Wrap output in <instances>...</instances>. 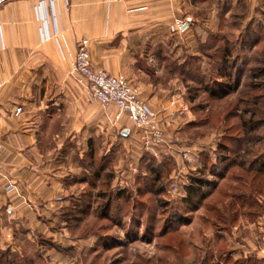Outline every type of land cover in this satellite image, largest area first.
<instances>
[{
    "label": "crops",
    "instance_id": "crops-1",
    "mask_svg": "<svg viewBox=\"0 0 264 264\" xmlns=\"http://www.w3.org/2000/svg\"><path fill=\"white\" fill-rule=\"evenodd\" d=\"M176 19L191 21L188 35L171 34ZM223 34L232 58L262 54L264 0H0V222L84 184L85 161L117 156V134L132 133L114 106L102 108L77 84V42L88 41L93 68L124 76L156 110L173 81L169 73L156 81L165 64L193 58L202 71ZM226 252L251 254L234 242Z\"/></svg>",
    "mask_w": 264,
    "mask_h": 264
},
{
    "label": "rangeland",
    "instance_id": "rangeland-1",
    "mask_svg": "<svg viewBox=\"0 0 264 264\" xmlns=\"http://www.w3.org/2000/svg\"><path fill=\"white\" fill-rule=\"evenodd\" d=\"M191 30L192 26L185 35L175 36H186ZM177 47L172 51L179 52ZM249 57L238 93L249 83V70L264 62V43L262 54L254 52ZM186 61L193 68V62ZM182 62L171 61L169 67L165 64V71L158 69L161 73L156 81L161 85L166 84L164 74L173 79L170 87L164 86L166 92L158 93L167 105L155 110L162 143L145 149L141 133L130 123V137L121 139L117 134V143L112 145L117 156L106 155L105 174L111 178L107 184L90 178L93 186L88 181L71 185L53 203L38 206L36 211L27 209L22 218L4 216L0 222V264H216L226 245L233 242L241 250L251 251L246 257L250 259L246 261L241 252L225 264H264V193L255 199L258 215H240L226 225L206 215L204 207L196 211L182 203L189 176L198 175L204 158L215 161L216 144L226 129L235 125L230 131L234 135L239 131V119L224 120L228 110L223 102H211L193 80L182 77ZM261 93L264 95L263 90ZM246 99L252 103L249 96ZM255 110L264 119L263 106ZM257 134L264 137V126ZM101 158L95 157L96 164ZM76 174V178L82 176ZM204 177L212 180L207 171ZM257 186L262 188V180ZM122 189L131 196L127 202L115 197ZM219 202L218 207L227 200ZM178 219L188 222L178 224ZM217 229L225 230L223 245L217 242Z\"/></svg>",
    "mask_w": 264,
    "mask_h": 264
},
{
    "label": "trees",
    "instance_id": "trees-1",
    "mask_svg": "<svg viewBox=\"0 0 264 264\" xmlns=\"http://www.w3.org/2000/svg\"><path fill=\"white\" fill-rule=\"evenodd\" d=\"M220 40H223L220 42L222 43L221 47L216 46L213 55H211L214 60H208L202 71L198 68L195 69L194 65L192 68L186 61L181 68L186 66L187 69L180 70V73L182 77L193 80L211 102H223L224 108L228 110L224 120L229 122L232 118L239 119V131L236 135L230 131L235 125L226 129L216 144L215 161L212 163L204 158L198 175L189 176L188 182L184 186L185 198L182 203L196 211L204 207L206 215L214 217L216 223L226 225L227 221V223L235 222L240 215L250 218L258 215L255 199L256 196H261L264 193V137L257 134L258 129L264 126V119L257 116L255 110L262 106L264 109V95L261 93V90L264 91V62L260 64L261 67L249 70V83L243 91L238 93L239 81L246 71L250 58L242 59L238 56L232 58L234 48L227 43L226 34H223ZM213 41L216 43L219 40ZM263 41L262 37V44ZM188 60L194 64L193 58ZM234 93H238V96L233 99ZM251 95H253V99ZM244 96H249L252 103L249 102L250 100H245ZM250 107H254V110L252 111ZM246 116L247 120H245ZM87 160L88 166L85 164V167L88 170V179H96L107 184L106 182L111 178L105 174L108 162L106 157H102L98 164L95 162V157H90ZM206 171L212 178L211 181L204 177ZM88 179L85 181L93 186V182ZM155 180L158 181L159 177L156 176ZM261 180L262 188H259L257 182ZM232 183H236V185L234 186ZM126 193V189H122L115 197L127 202L131 196ZM215 194L217 196L213 197ZM220 200H227L224 204L226 207L222 208L224 205L218 207ZM109 202L110 200L103 208L102 215L104 217L108 215ZM187 222L186 220H177V223L182 225ZM215 235L217 242L223 245L225 230L217 229ZM220 255L216 264H220L219 262L222 260L223 264L232 261L227 252H222Z\"/></svg>",
    "mask_w": 264,
    "mask_h": 264
},
{
    "label": "built area",
    "instance_id": "built-area-1",
    "mask_svg": "<svg viewBox=\"0 0 264 264\" xmlns=\"http://www.w3.org/2000/svg\"><path fill=\"white\" fill-rule=\"evenodd\" d=\"M191 26L188 19H176L170 30L174 34L185 35ZM72 73L76 76L77 84L91 100L98 102L104 109L115 107V121L127 118L141 133L145 149L149 150L162 143L161 132L156 123L158 113L140 97L139 89L130 85L124 76H111L91 66L87 40H80L76 44ZM21 111V108H17L15 115H19ZM173 193H178L176 187L173 188Z\"/></svg>",
    "mask_w": 264,
    "mask_h": 264
},
{
    "label": "water",
    "instance_id": "water-1",
    "mask_svg": "<svg viewBox=\"0 0 264 264\" xmlns=\"http://www.w3.org/2000/svg\"><path fill=\"white\" fill-rule=\"evenodd\" d=\"M124 134H126V132Z\"/></svg>",
    "mask_w": 264,
    "mask_h": 264
}]
</instances>
